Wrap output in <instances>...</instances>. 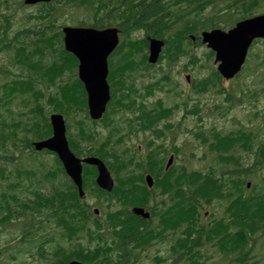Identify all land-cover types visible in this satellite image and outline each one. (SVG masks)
<instances>
[{
	"label": "trees",
	"instance_id": "16d2710c",
	"mask_svg": "<svg viewBox=\"0 0 264 264\" xmlns=\"http://www.w3.org/2000/svg\"><path fill=\"white\" fill-rule=\"evenodd\" d=\"M66 5L69 9H82L91 18L93 17V22L91 23L93 27L104 28L118 25L129 37V41L132 39L133 32L137 30H144L147 36L155 33L154 35L159 38H166V56L171 60L170 63H174L178 62L183 55H188V43H191L187 37L189 34L198 36L204 28L227 25L224 19L228 17V14L222 16H218L217 14L214 20L208 18L201 19L196 16H194L193 20H189L191 9L198 11L193 12L196 15L206 11V9L208 10L210 7L212 10L215 8L216 10H218L217 8L233 10L234 18L241 19L251 16L256 9L263 8L264 0H67ZM59 17V15L35 17L36 19L39 18L41 23L35 24L34 30L31 31L33 38L28 48L24 47L23 42L20 43L18 38H15L14 41L20 47L13 42H7L6 32L9 26L6 27L4 25L1 27V30L5 29V33H2L0 30V50L7 52L13 50V63L17 64L20 68L24 67L26 71L30 72L28 77L20 78L11 87L7 86L9 91L7 92L6 90L5 93L8 98L6 99V103H9V97L14 98L16 94L19 97H29V99L34 100L35 108L33 111L35 116L33 115V117L35 120L31 119V121H35L33 127H35L36 135L40 133L39 129L36 128L40 126L39 121L43 119V121L47 120L48 122L47 117L43 118V115L50 111L49 108H52L55 112L65 114L69 123L70 120L76 122L78 106H85V100L78 99L77 87L80 84L78 80L63 83L62 75L66 71L73 73L72 69L75 67L77 61L74 56L64 50L61 33L55 31V26L60 20ZM208 22H211V24L209 25ZM130 45H125L126 47L122 48L124 50L122 56L131 59L146 56L145 46L142 44L134 45L133 43H130ZM198 62H200V59L196 60V63ZM134 70H130V72H134ZM202 81H199L198 84ZM213 83L214 79L212 75L209 81H204L203 85L207 87ZM51 87H56V94L48 93ZM203 90L207 89L203 88ZM228 99L231 100L230 94L228 95ZM25 106L28 105L25 104ZM45 107L49 108L45 109ZM191 112L197 114L198 108L193 109ZM141 119L142 121H149L151 118L148 114H144ZM144 126H148V124L144 122ZM50 133L51 127L48 122L47 132L39 135V137H45ZM80 143L81 140L77 142L76 135H70V144L76 154H78ZM259 152L261 154L255 160V166L262 167L259 170L260 174L258 178L260 179L264 177L263 144ZM248 172L249 170L246 169H236L232 170V172L220 173L219 178L221 181L227 178L225 184L226 182H231L234 186H237L238 190H242V195L236 198L235 201H232L230 206L226 208L225 213L229 214L231 225H222L216 230L213 228L205 229L206 226L197 225V219H195L193 224L197 226L193 229L188 228L186 230V239H180L177 245L178 250H182L186 255L181 258L187 257L192 260L193 264H202L199 258L202 260V257H206L209 254L202 250L205 246L204 244L207 242H203V239L207 237L209 242L217 239L216 245L220 250L213 248L212 253L220 252L221 254L216 256L223 259L226 264H260L258 260L263 258L256 256V250L259 241L264 238V197H254L252 195L244 199L245 175ZM169 175L166 174L165 176L168 178ZM234 175H237L238 178H233L232 176ZM206 178L208 179L205 180ZM212 178L211 175L207 177L193 175L187 179L179 173L174 179L176 185L171 183L170 177L162 182L163 186H176L179 192V204H175L172 207V210L178 215L175 217V222H173L176 226L181 228L180 220H188L190 212L188 211L187 203H189V200L197 199L200 196L209 200L214 197V190L220 179ZM189 182L194 185V188L192 196L188 198L182 187L185 184L188 185ZM71 185L74 188L75 201L69 203L68 206H63L64 208H59L57 213L54 212L53 207H50V215L57 218L66 227L68 232L73 233L78 228L79 233L86 230V227L82 226L85 215L81 212L76 188L72 183ZM222 187L223 185H219L218 188L221 189ZM196 217L197 207L193 213V218ZM221 221L224 222L223 220ZM230 227L234 228V234L229 232ZM138 232H140V229H138ZM215 233L216 237H212ZM94 241L97 240L90 239V242L93 243ZM79 245L82 247V252L85 253L84 249L86 247L81 243ZM87 249L98 250L91 251L86 255L78 252V256L73 258L86 263L91 262V264H113L112 250L107 244L103 243V245L100 244L97 247H88ZM71 259L68 255L66 262ZM97 259L101 261L98 262Z\"/></svg>",
	"mask_w": 264,
	"mask_h": 264
},
{
	"label": "water",
	"instance_id": "95a60500",
	"mask_svg": "<svg viewBox=\"0 0 264 264\" xmlns=\"http://www.w3.org/2000/svg\"><path fill=\"white\" fill-rule=\"evenodd\" d=\"M38 1L49 0H29L34 4ZM66 49L74 53L80 61V78L85 83L89 95V110L94 119L102 116L106 104L110 99L107 78V58L118 44L117 30L110 29L97 31L94 29L65 28ZM258 37H264V16L251 19L245 24L239 25L233 33L226 36L224 34H214L206 37L205 41L217 52V59L221 62L220 71L226 78H232L242 67L247 49L251 42ZM162 43L153 40L151 42V61L155 62L161 49ZM54 128L53 138L36 144V148L41 150L49 148L58 153L68 174L74 179L81 191L82 167L78 159L70 152L65 137V124L61 116H53ZM99 167V182L104 184L108 174L101 162L98 160H87ZM70 264H81L72 262Z\"/></svg>",
	"mask_w": 264,
	"mask_h": 264
},
{
	"label": "rangeland",
	"instance_id": "374dc122",
	"mask_svg": "<svg viewBox=\"0 0 264 264\" xmlns=\"http://www.w3.org/2000/svg\"><path fill=\"white\" fill-rule=\"evenodd\" d=\"M67 10L68 9L66 8V11ZM69 11H67L65 16L63 17V19H61L58 22V24L55 27L56 29H59L60 26H62L65 23H66L65 26H78V24L80 22H85V23L92 22L91 17L88 16V14L85 13L84 11H78L76 9L74 11H71V12H69ZM261 12H264V9ZM33 13H34V10L23 9V10L19 11L18 14L14 15V16H9L8 19L10 20V23L12 25V29L9 32V37H13L14 35H16L21 30H25V29L32 30V29H34L36 22L35 21H29L27 18L29 14H33ZM0 22L3 23L4 20L0 18ZM137 36H142V34L138 33ZM256 50H258L260 52H264V42H260L258 44ZM204 52L205 51L199 50V54L202 53V55H204ZM6 56H7L6 54H3V53L0 54V65L2 63L7 64V62H5ZM203 65H204L203 67L197 66L195 70L192 69V76H194L195 78L198 77L199 75L208 76L209 71L206 69V66H205L206 63ZM246 67L247 66L245 64L244 68H246ZM13 70L16 71L18 69L13 68ZM248 71L245 72L244 76L246 77V79L241 83L240 87L235 86L237 84V82L230 84V86H235L233 88V91H234V93H238V94H241L242 88L247 89V87L250 90L252 88V91L259 90L260 96H261L260 97V101H261L260 106L264 107V92L260 91V89L264 88V83L261 82V79L264 77V71L258 72L255 74L249 73ZM69 78H73L72 73H70V72L65 73L63 79L68 80ZM178 82H179L178 83L179 87L184 83L183 78L181 76L178 78ZM137 85L139 86L140 82H137ZM250 86H251V88H250ZM182 89L186 90L187 93H191L190 88H188L187 86L182 85L181 90ZM55 91H56V89L54 87H51L48 90V93H53ZM244 92H245V96L249 94L248 90H245ZM162 94L164 95V93H162ZM158 96H161V95L158 94ZM192 97H193V95H192ZM163 99L165 101H168V100H166L165 97H163ZM195 99H197L201 103V105H204V107L207 111H212L211 110L212 107L218 103H221V101H222L221 97H218V96L214 97L212 94L201 95ZM166 104H168V102H166ZM17 107H18V105L16 106V110H19L20 108H17ZM24 111H26V110H24ZM250 113H251V111L249 109H244V106H238L235 108H230L229 110L225 111V117H220L214 113L207 115V116H203L204 120L202 121L201 126H204V129H203L204 131L212 130L213 126H215L217 131H219V132L230 131L232 128L235 127V125H238V124L247 126V124H249V123H247L245 118H246V116L251 115ZM181 116H183V114L181 112H177L175 115V118L180 119ZM198 119H199L198 116H192L191 118H188L185 121H186V124H188V125H191L192 122L194 121L193 124L196 127L199 125ZM249 125L255 126L253 129L256 128L255 123L249 124ZM148 135L149 134L142 133L139 135V137H137V139H134V142L137 141L136 146L137 145H140V146L143 145V147H145V142H146V138L148 137ZM185 141L186 142H184V143H182V142L179 143V146H181V149H182V152L180 154L181 157H185L184 153L186 151H190L193 145L195 147V155L196 156L201 157L203 153H205V154L207 153L206 152V146L200 145V143L197 142L194 138L189 137V138H186ZM160 144L161 143L157 142V145H160ZM181 163L182 162L180 159L178 164L180 165ZM251 163H252V161L249 158H246V161H244V164L246 166H250ZM205 166H206L205 161H196L194 168L199 169V168H203ZM263 173H264V171H263ZM88 201L90 202V204H93L96 208H99L102 211L101 219L102 218L105 219L107 217V212L110 210L108 201H106L104 198H100L98 196H93L90 199H88ZM115 209H117V207L111 208V210H115ZM52 226H53V223L48 224V227L52 228ZM1 243L4 244L3 242H1ZM68 244H69V242H66V245H68ZM66 247L71 249L72 246H70V247L66 246ZM256 254H257L256 255L257 257L263 258L261 260L260 259L258 260V258H257V260L261 262L260 264H264V238H262L259 241V243L257 245ZM37 262H38V258L36 256H33L31 254V251H30V253L28 255H25V254L24 255L23 254L18 255V260H17L16 264H35ZM203 263L204 264H224L215 255H210V256L204 257ZM10 264H12V263H10Z\"/></svg>",
	"mask_w": 264,
	"mask_h": 264
},
{
	"label": "flooded vegetation",
	"instance_id": "af4514ba",
	"mask_svg": "<svg viewBox=\"0 0 264 264\" xmlns=\"http://www.w3.org/2000/svg\"><path fill=\"white\" fill-rule=\"evenodd\" d=\"M8 143L9 142H7V139L4 141V139L0 136V154H2L3 150L4 152H6L5 154H3L5 159L0 160V162L16 164V167H17L18 166L17 164L18 163V160H17V157H18L17 147L18 146L16 143L11 142L12 144L11 143L9 144L13 146V149H12V147L7 146ZM0 174H4V176H6L5 179L0 178V185H2V183L4 182H8L5 186V192L0 193V214H2L3 212L7 214H11L12 204L17 203V198L13 196L12 194L7 195V193L8 192L13 193L14 191H16L18 188V185L13 183L11 173H9V171L5 169L1 164H0ZM8 220H10V222H13V216L9 215L5 219H3L2 216H0V241L4 243L2 244L0 242V264H8V262L11 261L10 259H12V257L8 256L6 258L5 256H7L8 251L11 250L10 247L17 245L18 243L17 229L9 231L6 228V224L9 223Z\"/></svg>",
	"mask_w": 264,
	"mask_h": 264
}]
</instances>
